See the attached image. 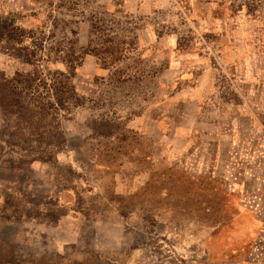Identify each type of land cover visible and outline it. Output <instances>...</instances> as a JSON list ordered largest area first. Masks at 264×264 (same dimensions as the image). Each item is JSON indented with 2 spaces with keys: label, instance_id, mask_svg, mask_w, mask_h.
<instances>
[{
  "label": "rangeland",
  "instance_id": "374dc122",
  "mask_svg": "<svg viewBox=\"0 0 264 264\" xmlns=\"http://www.w3.org/2000/svg\"><path fill=\"white\" fill-rule=\"evenodd\" d=\"M0 16L68 21L81 46L100 18L124 48L77 69L58 165L0 166L3 263L264 264V0H0ZM30 70L0 53L6 76Z\"/></svg>",
  "mask_w": 264,
  "mask_h": 264
},
{
  "label": "trees",
  "instance_id": "16d2710c",
  "mask_svg": "<svg viewBox=\"0 0 264 264\" xmlns=\"http://www.w3.org/2000/svg\"><path fill=\"white\" fill-rule=\"evenodd\" d=\"M60 22L68 24L55 17L46 31L27 29L14 17L0 16V53L31 68L12 77L0 72V166L13 173L30 170L36 163L58 165L66 145L63 121L84 106L75 84L77 69L89 55L99 57L107 67L124 56L123 36L113 33L105 20L91 19L86 46L80 45L72 29L58 35ZM59 182L68 188L64 180ZM10 197L4 205L16 207ZM10 263L0 260V264Z\"/></svg>",
  "mask_w": 264,
  "mask_h": 264
}]
</instances>
